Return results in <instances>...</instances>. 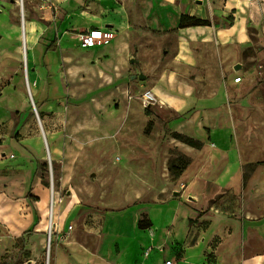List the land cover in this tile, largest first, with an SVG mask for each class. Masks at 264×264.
Segmentation results:
<instances>
[{
    "label": "rangeland",
    "instance_id": "374dc122",
    "mask_svg": "<svg viewBox=\"0 0 264 264\" xmlns=\"http://www.w3.org/2000/svg\"><path fill=\"white\" fill-rule=\"evenodd\" d=\"M4 2L21 9L16 1L0 0L3 6ZM233 2L227 18L218 17L213 22L223 25L236 18L242 20L248 28L251 49L264 52V0ZM16 13L13 11L12 16ZM68 46L72 56L62 64V72L68 70L70 78L68 90L49 117L41 116L30 93L25 94L17 82L0 80V112L6 118L0 127V264H85L97 242L102 250L105 246L103 253L110 261L125 263L134 258L136 264H143L152 259L151 252L146 254L150 248L120 249L118 237L124 246L126 241H151L150 232L138 228L139 220L148 216L149 207L174 198L191 204L196 199L193 193L205 217L244 222L247 211L239 257L242 264H264V165L249 170L243 185L242 170L229 168L225 158H212L217 162H211L206 172L224 184L195 183L190 187L196 165L179 177L172 176L167 167L169 155L168 166L177 157L186 156L164 134L163 123L175 114L141 97L147 87L138 86L139 76L146 75L148 67L136 65L138 80L130 81L132 86L126 95L129 75L121 60L113 74V85L120 84L110 88V82L99 72L109 67L90 62L97 47L83 49L73 42ZM90 96L98 102L91 101ZM260 96L264 98V90ZM150 120L153 126L146 134ZM238 177L240 181L236 182ZM243 189L246 195L242 200L236 196ZM53 199L57 201L53 220L58 232L49 251L48 212ZM242 207L244 212L240 213ZM208 225L193 221L188 243ZM228 232L227 227L226 237ZM217 242L215 239L211 246ZM174 249L173 258L180 253ZM202 261L203 256L200 264ZM216 263V256L206 253L204 264Z\"/></svg>",
    "mask_w": 264,
    "mask_h": 264
},
{
    "label": "crops",
    "instance_id": "0c3cea01",
    "mask_svg": "<svg viewBox=\"0 0 264 264\" xmlns=\"http://www.w3.org/2000/svg\"><path fill=\"white\" fill-rule=\"evenodd\" d=\"M4 3L5 6L0 3V80L17 82L25 94L29 90L34 104L46 117L56 112L68 90L70 78L68 70L62 72V64L72 56L70 42L81 46L82 32L108 28L115 32L114 40L93 49L95 55L90 62L109 67L99 72L110 82V88H118L120 83L113 85V74L121 60L129 75L126 95L132 77L138 80L136 65L148 67L146 80L140 79L138 86L154 93L156 107L175 114L163 123L164 134L174 148L191 158L187 169L196 165L190 187L195 183L224 184L206 172L211 162H217L212 158H225L229 168L242 170L243 185L245 166L264 161V98L260 96L264 90V52L251 49L248 28L242 20L236 18L223 25L213 22L218 17L227 18L235 6L233 0H24L23 11L15 4ZM13 11H17L14 17ZM183 14L210 20L212 25L180 28ZM61 72L65 73L64 79ZM49 74L51 77H47ZM239 76L242 79L236 82ZM95 98L89 97L97 103ZM5 120L0 112V127ZM69 121L67 117L66 125ZM174 131L200 140L203 148L174 139ZM182 178L179 180L184 184ZM239 181L238 177L236 182ZM245 195L244 190L236 197L243 200ZM193 196L196 199L191 204L174 198L149 207L147 217L153 226L146 231L150 232L151 241H126L124 246L118 237L120 249L151 248L152 259L143 264H165L167 260L200 264L202 256L204 264L206 253L216 256V264H242L239 241L244 223L248 222L247 211L244 222L229 217H205L206 214L201 215L198 196ZM191 220L209 223L200 229L195 244L188 243ZM215 239L218 244L212 247ZM174 248L180 252L175 258ZM103 250L97 242L85 264H136L134 258L125 263L110 261ZM165 255L169 257L164 261Z\"/></svg>",
    "mask_w": 264,
    "mask_h": 264
},
{
    "label": "trees",
    "instance_id": "16d2710c",
    "mask_svg": "<svg viewBox=\"0 0 264 264\" xmlns=\"http://www.w3.org/2000/svg\"><path fill=\"white\" fill-rule=\"evenodd\" d=\"M194 25H212V22L210 20L201 19V18L191 16L188 14L182 15L180 25H179L180 28L194 26ZM50 48H51V45L48 47V50H50ZM41 116H43V113H41ZM152 126H153V121L150 120L145 129L146 134H149V132L152 129ZM171 136L174 139H177L197 149H202L204 146V143L201 142L200 140H197L191 136H188L180 132L174 131L171 133ZM190 163H191V159L188 156L181 155L177 157L176 159L170 161L169 166H168L169 172L172 176L179 177L187 170ZM259 165H264V161L257 162V163H251L245 166L244 185L246 184L245 183L246 179L249 177V170L253 171ZM44 166H46V164H44ZM203 214L204 213L201 212V215ZM191 222H193V220H191ZM152 226H153L152 221L148 217H145V216L142 219H140L138 222V228L142 230H146L148 228H151ZM195 242H196V239L194 238L192 239L191 244H195ZM180 256L181 255H178V257Z\"/></svg>",
    "mask_w": 264,
    "mask_h": 264
},
{
    "label": "built area",
    "instance_id": "2783aa9c",
    "mask_svg": "<svg viewBox=\"0 0 264 264\" xmlns=\"http://www.w3.org/2000/svg\"><path fill=\"white\" fill-rule=\"evenodd\" d=\"M22 11L24 9V0H17ZM116 34L113 30L108 29V28H91L88 30H85L84 32H82L80 34V45L83 48H93V47H98V46H103V45H108L110 44L114 38H115ZM241 77H236L235 81L236 82H240L241 81ZM142 99L144 101H146L147 103H154L156 100V97L154 95V93L151 90H145L142 95H141ZM56 200H52L51 203V220H50V225L48 226V249L49 251L52 250L53 248V244L56 241V235H57V230L55 229V221L53 220L54 215H55V206L57 203H55ZM73 226L70 225V228H72ZM151 252V248L148 249L146 251V254H150ZM165 264H175V261L173 260H167L165 262Z\"/></svg>",
    "mask_w": 264,
    "mask_h": 264
},
{
    "label": "water",
    "instance_id": "95a60500",
    "mask_svg": "<svg viewBox=\"0 0 264 264\" xmlns=\"http://www.w3.org/2000/svg\"><path fill=\"white\" fill-rule=\"evenodd\" d=\"M12 1H15V0H12ZM238 68H239V67H238ZM132 78L135 79L136 76H133ZM146 78H147V77H146V75H144V74H140V76H139V79H141V80H145ZM175 194H178V192L176 191Z\"/></svg>",
    "mask_w": 264,
    "mask_h": 264
},
{
    "label": "bare ground",
    "instance_id": "6f19581e",
    "mask_svg": "<svg viewBox=\"0 0 264 264\" xmlns=\"http://www.w3.org/2000/svg\"><path fill=\"white\" fill-rule=\"evenodd\" d=\"M28 93H29V90H28ZM58 201H59V200H58ZM76 201L78 202L77 199H76ZM55 203H57V201H55ZM48 214H51V211H49ZM65 215H66V212H65Z\"/></svg>",
    "mask_w": 264,
    "mask_h": 264
}]
</instances>
